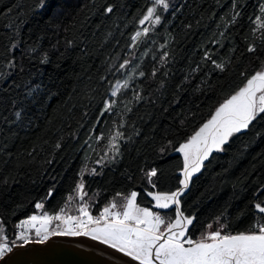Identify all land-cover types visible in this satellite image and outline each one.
<instances>
[{
    "label": "trees",
    "instance_id": "trees-1",
    "mask_svg": "<svg viewBox=\"0 0 264 264\" xmlns=\"http://www.w3.org/2000/svg\"><path fill=\"white\" fill-rule=\"evenodd\" d=\"M168 2L161 24L141 25L150 0H44V8L40 0H0V221L9 242L25 218L64 207L85 166V201L94 215L136 191L140 206L165 219H175L176 207L193 217L194 238L209 225L235 234L264 220L255 208L264 205V119L231 138L226 151L213 152L178 206L155 208L147 195L183 187V153L176 149L247 77L264 70V29L255 31L256 18L264 22V0H238L235 22L234 0ZM137 31L142 35L133 41ZM129 77V87L112 97L116 82ZM112 99L111 112L101 115ZM118 131L116 155L110 138ZM153 168L155 188L145 175ZM79 203H68L70 213Z\"/></svg>",
    "mask_w": 264,
    "mask_h": 264
},
{
    "label": "snow or ice",
    "instance_id": "snow-or-ice-1",
    "mask_svg": "<svg viewBox=\"0 0 264 264\" xmlns=\"http://www.w3.org/2000/svg\"><path fill=\"white\" fill-rule=\"evenodd\" d=\"M237 2L238 0H234L232 5L234 11L232 22H235L236 17L239 16V11L236 10ZM150 3L151 6L147 7L146 13L140 20L141 25L145 22L153 25L161 24L162 13L168 11L170 7L168 0H150ZM38 7H45L44 0H40ZM105 11L110 14L113 12V7L108 6ZM260 13L264 16V4L260 6ZM256 24L255 31L264 29V22L260 20V17L256 18ZM148 31L149 29L145 27L143 35H147ZM141 35L142 33L137 31L132 40H138ZM258 38L264 44V32ZM12 47L15 48L16 45L13 44ZM247 50L255 52L256 47L249 46ZM205 57L211 60L209 54L206 53ZM129 63L130 61L125 60L120 64V69H124ZM212 63L221 71L224 70L223 63H216L214 60ZM9 67H15L14 63H10ZM139 75L143 77L145 73L140 71ZM152 75H156V70H153ZM3 78L4 74L0 73V79ZM130 79L131 77L123 83L117 81L111 96L117 97L121 88L127 89ZM136 99L139 100L141 97L137 94ZM115 104V99L106 101L101 115L111 112ZM127 111L130 112L131 108ZM15 115L19 119L21 113L18 111ZM258 119H264V70L256 71L247 77L244 86L226 99L211 118L185 143L179 145L176 151L183 153V179L180 181L183 187L171 193L148 192L147 195L155 201V208L166 210L170 206H178L179 197L184 189L188 188L189 180L194 173L200 172L204 162L213 152L226 151L225 146L230 143L231 138L248 130L250 125ZM117 137L123 138V133L118 131L110 138V141L111 150L119 155V148L115 144ZM100 139L102 135L97 137V141ZM56 147L59 148L60 145L57 144ZM100 162L97 161V163ZM88 171L87 166L81 169L80 179L75 187V196L67 197L68 203L74 199L79 200L77 214L68 213V203L54 214L46 211L39 215L33 214L20 222L17 227L23 230L11 242L4 234L3 222L0 221V261L3 264H10L5 257L13 252L14 246L21 247L30 243L43 244L52 236L90 237L94 241L110 246L136 264H264V220H257L246 232L235 234L224 232L225 225L221 224L216 231L205 232L199 239H193L188 234L189 226L193 225V217L185 216L180 208L176 207L175 219H165L160 212L141 207L137 203L136 191L123 196L119 205L114 198L100 210L97 216H93L89 210V203L85 201L88 193L84 191L83 177ZM90 172L93 175L99 174L95 168H92ZM145 175L155 188L156 184L152 178L157 176V170L153 168ZM52 194L49 191L48 196L51 197ZM121 195L117 193V196ZM35 207L43 209L44 204L38 202ZM255 208L259 213L264 214V206L256 204ZM54 222L56 223L53 227ZM208 227L210 228L211 225ZM33 229L35 240L29 235ZM16 240L22 241L23 244L17 245Z\"/></svg>",
    "mask_w": 264,
    "mask_h": 264
},
{
    "label": "water",
    "instance_id": "water-1",
    "mask_svg": "<svg viewBox=\"0 0 264 264\" xmlns=\"http://www.w3.org/2000/svg\"><path fill=\"white\" fill-rule=\"evenodd\" d=\"M5 259L10 264H136L110 246L84 236H52L43 244L14 246Z\"/></svg>",
    "mask_w": 264,
    "mask_h": 264
},
{
    "label": "rangeland",
    "instance_id": "rangeland-1",
    "mask_svg": "<svg viewBox=\"0 0 264 264\" xmlns=\"http://www.w3.org/2000/svg\"><path fill=\"white\" fill-rule=\"evenodd\" d=\"M138 193V192H137ZM137 199H138V196H137ZM117 203V202H116ZM138 203V202H137ZM118 205L119 204H121V203H117ZM173 206H175V205H173ZM261 206H264V205H261ZM142 207V206H141ZM147 208H149V207H147ZM73 208H72V204L70 205V206H68V208H67V211H68V213L70 214V215H74V214H72V213H70V211L72 210ZM150 209H152L153 211H155V212H159V211H156V210H154L153 208H150ZM35 214H37V215H39V214H41V212H39V213H35ZM93 216H97V215H94V214H92ZM27 218H25L24 220H26ZM23 221V220H22ZM55 223L56 222H54V224H53V227H54V225H55ZM21 230H23V229H20V231ZM214 231H216V230H214L212 227H210L208 230H207V232H214ZM29 235H30V237L33 239V240H35L36 239V237H35V233H34V229L32 230V231H30L29 232ZM90 238V237H89ZM16 244L17 245H22L23 244V242L22 241H19V240H16ZM31 244V243H30ZM0 264H3V263H1V261H0Z\"/></svg>",
    "mask_w": 264,
    "mask_h": 264
},
{
    "label": "flooded vegetation",
    "instance_id": "flooded-vegetation-1",
    "mask_svg": "<svg viewBox=\"0 0 264 264\" xmlns=\"http://www.w3.org/2000/svg\"><path fill=\"white\" fill-rule=\"evenodd\" d=\"M188 234L191 235V233H190V226H189V229H188ZM191 237H192L193 239H199L201 236L198 237V238H194V237L191 235Z\"/></svg>",
    "mask_w": 264,
    "mask_h": 264
}]
</instances>
